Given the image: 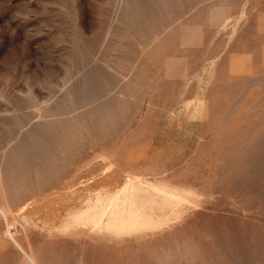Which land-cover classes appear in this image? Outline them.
Segmentation results:
<instances>
[{
    "label": "rangeland",
    "instance_id": "1",
    "mask_svg": "<svg viewBox=\"0 0 264 264\" xmlns=\"http://www.w3.org/2000/svg\"><path fill=\"white\" fill-rule=\"evenodd\" d=\"M0 264H264V0H0Z\"/></svg>",
    "mask_w": 264,
    "mask_h": 264
},
{
    "label": "bare ground",
    "instance_id": "2",
    "mask_svg": "<svg viewBox=\"0 0 264 264\" xmlns=\"http://www.w3.org/2000/svg\"><path fill=\"white\" fill-rule=\"evenodd\" d=\"M133 177L140 179L137 175ZM141 190L140 186L134 182L132 183L129 179L118 192L106 199L99 196L96 202L88 204L86 209H81V212L79 210L77 214L75 213L74 218L81 221L83 219L84 225L90 230L101 228L104 224L122 231L161 223L163 219L165 220L168 217L167 211L170 210L175 192L164 188L161 195L162 202L157 201L158 205H156L155 200H149L148 202L144 199ZM157 209L159 210L157 211Z\"/></svg>",
    "mask_w": 264,
    "mask_h": 264
}]
</instances>
